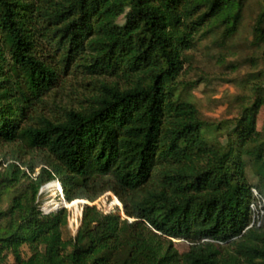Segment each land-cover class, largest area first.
Returning a JSON list of instances; mask_svg holds the SVG:
<instances>
[{"label": "trees", "instance_id": "1", "mask_svg": "<svg viewBox=\"0 0 264 264\" xmlns=\"http://www.w3.org/2000/svg\"><path fill=\"white\" fill-rule=\"evenodd\" d=\"M244 9L245 0H0V143L50 158L25 186L16 163L0 170V264H264V220L252 216L254 200L264 212V86L226 144L208 141L212 125L175 97L195 36H232ZM253 36L264 42V3ZM40 41L52 52L39 53ZM70 67L98 75L89 104L59 118L31 113ZM56 177L64 203L111 191L126 217L86 204L64 239L67 209L52 200L58 209L44 213L37 202L44 184L55 195Z\"/></svg>", "mask_w": 264, "mask_h": 264}, {"label": "rangeland", "instance_id": "2", "mask_svg": "<svg viewBox=\"0 0 264 264\" xmlns=\"http://www.w3.org/2000/svg\"><path fill=\"white\" fill-rule=\"evenodd\" d=\"M264 3V0H245V9L239 30L232 36L221 39L203 32L195 36L193 48L186 51L187 59L176 78L175 97L179 100L194 103L203 121L212 125L204 131L208 141L226 144L228 136L235 128L234 120L251 106L255 97V87L264 86V42L255 44L253 24ZM119 23H125V17L119 18ZM41 43V41H40ZM39 53L52 52L46 44L38 47ZM57 83L37 101L31 113L35 116L59 118L63 110H70L87 106L89 97L94 92L96 74H89L83 68L70 67L60 73ZM257 129L264 125V108H259L256 114ZM220 128L215 130L213 125ZM50 158L45 152L25 147L19 142L0 143V170L6 169L9 163H16L26 176L22 179L23 186L27 185L46 166ZM34 166V170H30ZM246 174L250 183H256L257 178L250 166L246 167ZM54 180H59L55 178ZM54 183V196L44 184L39 191L37 202L40 209L48 211L54 209L52 200L58 201V208L64 207L68 213V224L63 228L64 239L74 237L80 227L84 205H95L104 214H117L125 218L124 206L120 198L113 192L107 191L94 201L88 199H74L77 202L64 203L63 187ZM114 196L121 202V206L114 205ZM10 195L6 196L1 209H7ZM66 201V200H65ZM72 203V204H71ZM78 205V210L74 208ZM263 203L255 201L252 204L253 220H264ZM81 211V214L80 212ZM173 247L180 253L189 249V243L181 239H173ZM22 255H29L26 245L22 247ZM3 264H14V258L9 255Z\"/></svg>", "mask_w": 264, "mask_h": 264}, {"label": "built area", "instance_id": "3", "mask_svg": "<svg viewBox=\"0 0 264 264\" xmlns=\"http://www.w3.org/2000/svg\"><path fill=\"white\" fill-rule=\"evenodd\" d=\"M54 210H56V208L55 209L48 210V211H44V213H49V212L54 211Z\"/></svg>", "mask_w": 264, "mask_h": 264}, {"label": "water", "instance_id": "4", "mask_svg": "<svg viewBox=\"0 0 264 264\" xmlns=\"http://www.w3.org/2000/svg\"><path fill=\"white\" fill-rule=\"evenodd\" d=\"M65 199V198H64ZM66 200V199H65ZM67 201V200H66Z\"/></svg>", "mask_w": 264, "mask_h": 264}, {"label": "clouds", "instance_id": "5", "mask_svg": "<svg viewBox=\"0 0 264 264\" xmlns=\"http://www.w3.org/2000/svg\"><path fill=\"white\" fill-rule=\"evenodd\" d=\"M56 209H58V208H56Z\"/></svg>", "mask_w": 264, "mask_h": 264}]
</instances>
